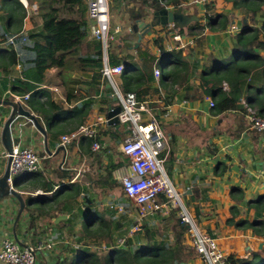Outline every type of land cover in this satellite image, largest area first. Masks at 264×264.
<instances>
[{
  "label": "crops",
  "instance_id": "0c3cea01",
  "mask_svg": "<svg viewBox=\"0 0 264 264\" xmlns=\"http://www.w3.org/2000/svg\"><path fill=\"white\" fill-rule=\"evenodd\" d=\"M107 2L110 28L118 39L111 43L110 60H118L126 68L130 57L137 58L140 49L159 59L160 71L162 62L166 63L165 53H182L190 63V76L181 86L168 83V88L163 87L161 71L160 76L154 73V81L137 96L147 110L143 112L144 122L155 120L164 132L165 149L161 154L164 168L201 230L218 240L228 259L232 256L247 259L264 250V245L261 248L259 242L264 243V238L235 225L240 220L253 221L254 210L248 212L247 203L264 195V133L251 127L246 114L240 111L214 114L210 107L211 98H203L201 92L196 95L200 86L196 76L204 65L231 54L236 36L245 26H264V6L254 17L247 14L245 8H235L232 0H165L171 11L183 7L184 13L198 18L188 28L180 30L184 31L181 33L172 25L152 30L146 28L152 19L148 16L150 0ZM219 15L228 17L226 28L211 30L207 23L214 22ZM86 18L89 20L88 13ZM195 24L204 25L205 30L192 33L190 28ZM43 25L38 0L33 3L29 0H0V178L8 166L2 131L13 111L7 102H13L14 95L29 96L24 107L46 131L44 135L31 119L25 117H18L13 125V135L21 138L20 146L34 149L41 165L38 172L23 174L18 182L19 189H16L25 202L22 213L19 202L13 197L0 201V250L5 240H15L24 249L51 239L53 251L37 253V264H58L74 243L69 224L73 216L81 222V234H84L86 219L98 211L106 220H114L115 225H126L128 237L138 232L143 224L149 223L162 231L165 222H160L161 218L168 220L170 215L178 218L174 213L167 216L151 214L135 230L137 210L125 192L122 195L119 189L124 191L121 179L129 173L130 160L121 150L129 135V127L99 122L100 117L106 118L110 108L120 105L115 100L114 89L104 78L94 79L95 68L69 71L66 83L56 69H48L35 91L28 94L18 92L23 89L15 83L25 80L24 74L34 67L29 63L30 56L26 51L35 42H42L39 34L43 32ZM116 28H119L118 32ZM176 34L182 36L183 41H177ZM11 53L17 57L13 66L9 64ZM261 55L264 56V51ZM122 75L115 78L119 86ZM190 90L193 91L191 96ZM30 101L37 106L51 101L70 111L76 106L80 109L88 107L83 125L98 126L96 140L101 148L94 150L95 140L88 137H80L66 148L62 147L63 134L49 135L45 122L41 119L40 123L39 113L32 109ZM67 116L59 120V125L69 120ZM45 185H52V191L48 192ZM123 196L135 212L128 209L129 204L124 203ZM158 217H161L160 221ZM114 232L120 233L116 227ZM168 235L174 242V232L169 230ZM126 236L114 239L111 245L104 243L102 249L109 251L110 246H118L121 241L125 243ZM88 244L90 241L85 240L84 245ZM184 244L193 247L188 231ZM188 264L208 263L197 254Z\"/></svg>",
  "mask_w": 264,
  "mask_h": 264
},
{
  "label": "trees",
  "instance_id": "16d2710c",
  "mask_svg": "<svg viewBox=\"0 0 264 264\" xmlns=\"http://www.w3.org/2000/svg\"><path fill=\"white\" fill-rule=\"evenodd\" d=\"M34 2L36 0H29ZM43 13V32L39 34L41 41L27 49L30 56L29 63L34 67L24 74L25 80H18L15 86L23 90L22 94L32 93L43 82L48 69H56L64 83L67 82L69 71L84 70L88 67L95 68L97 73L94 79L101 78L103 67L102 43L90 36V20L86 18L87 0H38ZM235 8H245L247 14L254 17L262 12L264 0H232ZM228 17L217 16L214 22H208L211 30L225 29ZM219 25V27H218ZM191 32H202L204 25L195 24ZM180 31V30H179ZM183 33L184 31H180ZM31 38H35L31 36ZM264 26L253 28L245 26L236 36L234 51L226 58H218L213 64L204 65L203 70L196 76L200 80L199 89L203 98H211L214 103V114L231 111H240L247 114L249 108L256 111L257 115L264 118ZM165 71L161 79L163 87L168 88V83L181 86L190 76L191 68L188 60L181 54L165 53ZM164 58V59H165ZM138 59V61H137ZM112 65H120L118 60L109 58ZM159 59L149 51L138 49V57H130L127 62L126 72L122 75L120 89L123 93L134 92L138 94L148 87L155 79V70L158 69ZM17 63L15 53L9 56L11 66ZM168 69V70H167ZM176 93V92H174ZM190 96L193 91H189ZM71 98L68 97V101ZM34 111L39 113L40 123L45 122L48 134L54 137L64 135L82 126L87 116V108L76 106L72 111L59 107L54 102L48 101L37 106L30 101ZM68 115L64 125H59V120ZM42 119V121H41ZM47 191H52V185H45ZM16 188L19 189L17 182ZM66 189V188H65ZM248 212L254 210V219L240 220L235 225L243 230H251L254 236L264 237V195L258 200L247 203ZM237 211V208H234ZM162 231L153 228L149 223L133 234L126 236V225H115L114 220H106L105 216L94 211L86 219L83 233L80 231L81 222L73 216L70 221L72 239L70 245L58 264H188L196 257L197 253L184 244L187 230L175 219L174 215L168 216ZM116 231L120 232L115 234ZM172 230L175 241L171 242L168 232ZM125 235H124V234ZM126 236L123 246H110L109 252H103L102 245H111L114 239ZM160 238V239H159ZM89 240L90 244L84 245ZM75 245V246H74ZM78 245V246H77ZM81 247L80 249H77ZM106 250V249H105ZM227 264H264V250L253 253L247 259L232 256Z\"/></svg>",
  "mask_w": 264,
  "mask_h": 264
},
{
  "label": "built area",
  "instance_id": "2783aa9c",
  "mask_svg": "<svg viewBox=\"0 0 264 264\" xmlns=\"http://www.w3.org/2000/svg\"><path fill=\"white\" fill-rule=\"evenodd\" d=\"M195 1V0H191ZM87 13L91 22V38L102 43L103 67L101 74L104 80L114 89V95L118 98L121 112L118 120L121 125L129 127V135L124 141L122 152L130 160L129 173L122 177L121 182L125 195L137 208L138 218L135 230H138L140 222L151 214L169 215L174 213L180 223L187 228L193 243L195 252L208 264H227L228 257L220 248L218 240L205 234L184 201L183 195L178 192L164 168L161 154L165 149V135L155 120L144 122L143 112L147 111L134 92L123 93L115 78L126 72L123 64L112 65L109 61V49L111 43L118 39L110 28V13L107 0H87ZM116 32L119 28H116ZM179 42L182 36L175 35ZM156 76L161 71H155ZM14 101L27 105L29 96L14 95ZM247 109L246 117L253 129L264 133V118L257 115L256 111ZM210 107H214L210 101ZM99 122L106 124L108 120L99 118ZM97 125H82L77 130L61 136L60 145L66 148L70 143L80 137H88L95 140L94 150L101 148L97 142ZM8 159V154L5 156ZM40 158L37 152L31 148L17 146L11 154V165L8 182L14 187L15 179L23 174H34L40 170ZM124 244L121 241L118 246ZM54 244L51 239L38 242L36 245L22 248L15 240H5L0 250V264H37V253L53 251Z\"/></svg>",
  "mask_w": 264,
  "mask_h": 264
},
{
  "label": "water",
  "instance_id": "95a60500",
  "mask_svg": "<svg viewBox=\"0 0 264 264\" xmlns=\"http://www.w3.org/2000/svg\"><path fill=\"white\" fill-rule=\"evenodd\" d=\"M148 16H151L152 19L147 25L148 30H152L157 27H166L171 26L176 30H184L188 28L189 25L198 21V18L195 16H190L184 13V8L179 7L177 10L171 11L169 7L165 4V0H150L148 5ZM118 101V98H115ZM12 108L13 111L4 125L2 131V143L8 154V166L4 175L0 178V200L5 199L6 197H13L19 202L20 213L25 209V202L22 194L16 189L17 182L14 183V187H11L8 179L10 173L11 165V154L13 153V148L20 146L21 138L15 137L12 132V128L18 117H25L31 119L34 122L35 127L46 135L45 129L38 123L37 119L33 116L30 110L26 109L24 105L13 102H7ZM121 112V107L115 109L110 108L109 112L106 115L109 125H119L118 115ZM261 244V248H262Z\"/></svg>",
  "mask_w": 264,
  "mask_h": 264
},
{
  "label": "rangeland",
  "instance_id": "374dc122",
  "mask_svg": "<svg viewBox=\"0 0 264 264\" xmlns=\"http://www.w3.org/2000/svg\"><path fill=\"white\" fill-rule=\"evenodd\" d=\"M163 64H164V62H162V65H161V71H162V73H164V71H165V68H164V65H163ZM21 177H22V175H20L19 177H17V178L15 179V182H19V180L21 179ZM119 189H120V191H121V193H122V195H123L124 191H122L121 188H119ZM122 198H123L124 203L127 202V204H129V208H128V209H129V210H132V211L134 210V212H135V208H136V206L132 203V204L135 206V208H133V207L131 206L132 204L129 203V201H128L127 199H125L124 196H123ZM129 200H130V199H129ZM0 201H1V200H0ZM130 201H131V200H130ZM131 202H132V201H131ZM136 210H137V208H136ZM137 214H138V213H137ZM84 229H85V226H84ZM244 231H246V230H244ZM262 238H264V237H262ZM258 241H259V240H258ZM259 242H260V244H263V245H264L263 242H262V243H261V241H259ZM260 244H259V245H260ZM263 245H262V246H263ZM112 248H113V247H112ZM112 248H110V250H111ZM103 252H106V254H107L109 251L103 249Z\"/></svg>",
  "mask_w": 264,
  "mask_h": 264
}]
</instances>
